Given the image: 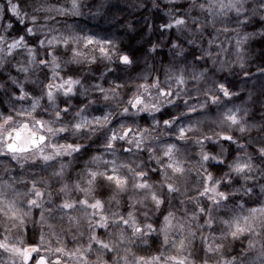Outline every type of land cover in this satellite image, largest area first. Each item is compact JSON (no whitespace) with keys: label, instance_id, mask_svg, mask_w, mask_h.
I'll list each match as a JSON object with an SVG mask.
<instances>
[{"label":"clouds","instance_id":"obj_1","mask_svg":"<svg viewBox=\"0 0 264 264\" xmlns=\"http://www.w3.org/2000/svg\"><path fill=\"white\" fill-rule=\"evenodd\" d=\"M0 264H264V0H0Z\"/></svg>","mask_w":264,"mask_h":264}]
</instances>
